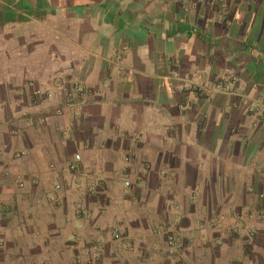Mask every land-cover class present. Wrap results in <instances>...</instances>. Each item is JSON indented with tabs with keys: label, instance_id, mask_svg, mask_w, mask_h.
Wrapping results in <instances>:
<instances>
[{
	"label": "crops",
	"instance_id": "0c3cea01",
	"mask_svg": "<svg viewBox=\"0 0 264 264\" xmlns=\"http://www.w3.org/2000/svg\"><path fill=\"white\" fill-rule=\"evenodd\" d=\"M228 3L222 21L187 0H0V250L11 264H64V232L73 245L90 233L72 264H88L99 238L101 264H114L147 236L172 231L191 246L210 229L242 249L233 264H264V0ZM78 85L93 94L70 105L62 87ZM119 190L161 206L106 227L78 210Z\"/></svg>",
	"mask_w": 264,
	"mask_h": 264
},
{
	"label": "rangeland",
	"instance_id": "374dc122",
	"mask_svg": "<svg viewBox=\"0 0 264 264\" xmlns=\"http://www.w3.org/2000/svg\"><path fill=\"white\" fill-rule=\"evenodd\" d=\"M117 192L119 195L117 194L114 198L109 197L108 200H103V202L102 200L83 202L87 207L84 209L79 207L78 210L91 212V216L94 220H96L100 226L102 225L106 227V225L110 222L118 220V217L121 214H136V212L142 210V208L145 210L156 211L161 206L159 196H151V198L149 197L145 199L134 198L125 201L122 198L123 193L125 192H121L120 190ZM181 194L179 197L183 196V198L181 200L178 199V210L175 209L176 211L185 210L184 208H187L186 204L188 203V196ZM73 203H75V201ZM172 204L169 200L168 202L163 203V205H166L167 208H170ZM73 214L74 212L72 211L71 218H73ZM148 220L149 223L146 222L145 225L147 226L146 228L150 229V227L153 226V223H155V218L151 217L148 218ZM213 232L214 230L212 229L209 231L207 230V232L198 230V233H196L195 237L191 240L192 243L190 242L191 246H187V240L183 237L173 233L172 231L165 230L164 232L162 231L160 234H157V237L159 238L157 240H155V236H147L149 238V242L147 241L146 247L144 248L138 247V245H136V247L132 250L123 246L120 247V250H118L119 254L116 259L114 258L116 262L114 264H233V261L239 257L240 254H242V249L219 243L217 238L214 237ZM153 234L154 233H152V235ZM63 235L64 238H62V240L55 239V241H60L57 243L59 247L63 246V250L64 248H67L66 250L69 251V254H66L65 256L66 259L64 264H72V258H74L72 251L75 247L84 245L86 243L85 240L90 237V233L86 234L82 232L77 234L81 237L80 240H76L77 245L67 243L69 242L68 234L64 232ZM171 236H175L177 238V247L172 250L168 245V241ZM154 241H158L159 245H155L156 243ZM61 252L63 253L64 251ZM13 256L14 254L11 253V248L5 247L0 250V264H11ZM24 258H28L27 255L24 254ZM35 264L43 263L38 262Z\"/></svg>",
	"mask_w": 264,
	"mask_h": 264
},
{
	"label": "built area",
	"instance_id": "2783aa9c",
	"mask_svg": "<svg viewBox=\"0 0 264 264\" xmlns=\"http://www.w3.org/2000/svg\"><path fill=\"white\" fill-rule=\"evenodd\" d=\"M187 1H189L191 3V6L195 9L199 8L200 6H210L217 12L218 16L221 18L222 21H226L228 18V14L230 10L228 0H187ZM223 85H224L223 81L221 82L217 81L213 84V86L216 89L222 88ZM176 90H178L180 93L182 92L184 93V91L189 90V88L186 89L184 87H181V88H177ZM202 90H203L202 88L196 89L195 93L198 96L200 94L202 95L201 97H203L205 94H203ZM61 94L65 96L67 103H69L70 105L80 104V103L84 104L88 99V97L93 94V91L85 86H80V85L75 86L74 88H69L68 86H65L62 87ZM81 161H82L81 155L77 154L75 156L74 162L71 164V169L75 172L79 171V164ZM127 161L133 162L134 159L130 158L127 159ZM19 186L23 188V184H19ZM124 187L126 189L131 188V182L129 180H124ZM55 190L57 192L61 191L62 186L58 184L55 187ZM50 201L56 202L57 197L54 195L50 196ZM236 233H238V231H236ZM249 236L253 238L255 234L251 232ZM112 238L114 241L117 242L123 240V234L121 230L115 228L112 232ZM4 245H5V239L0 237V248L4 247ZM168 245L171 250L173 248H176L177 238L175 236H171L169 238ZM104 252H105V242L102 238H99L95 240L92 244L85 247L84 257L86 258L88 264H101L104 259ZM111 255L112 254H110V256ZM75 264H80V262H76Z\"/></svg>",
	"mask_w": 264,
	"mask_h": 264
}]
</instances>
